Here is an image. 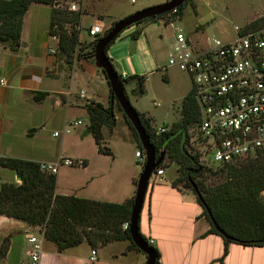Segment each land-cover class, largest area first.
Instances as JSON below:
<instances>
[{
	"label": "crops",
	"instance_id": "obj_1",
	"mask_svg": "<svg viewBox=\"0 0 264 264\" xmlns=\"http://www.w3.org/2000/svg\"><path fill=\"white\" fill-rule=\"evenodd\" d=\"M168 1L144 0L141 8L157 6L156 4H164L163 2ZM52 14L51 6L31 5L23 19L20 47L12 51L7 45H0V78L7 81L6 86H0V159H18L35 163L53 162L65 156L83 159L84 168H62L59 171L56 175V195L99 203L124 204L135 197L142 167L135 157L139 148L133 133L119 114L116 113L117 125L113 132L103 130V147L108 149L111 155L99 153L97 147L91 154L83 150H73L64 154L65 135L59 137L60 139L53 137L55 132H60L56 131L55 124L52 123V120L59 118L58 112H63L65 107V117L68 118L71 113L75 114L79 107L72 104L70 87L68 91H64L65 89L56 88L48 80L58 79V72L63 69L72 73L78 68L90 79L96 80H100L104 74L96 68L93 58L76 59L67 62L68 65L64 66V61L58 54H49L50 49L57 47L49 37ZM104 18L102 15L98 16L89 28L99 22L105 28ZM117 21L119 20L112 19L107 26ZM158 23L159 21L154 24L155 26L144 27L138 42L144 41V38L153 48L156 43L154 34L160 27ZM178 29H181L193 44L202 45L200 41L191 39L183 28ZM174 30L171 37L167 36L170 42L169 50L174 44ZM157 35L159 40L166 38L165 33ZM108 57L111 56L108 54ZM151 67L154 65L152 64ZM154 68L155 72L146 71L147 73L143 75L147 77L145 95L152 78L160 72L158 66ZM161 70L165 71L163 76L165 83L174 81L178 83L179 80L184 82L186 91L182 96L183 103L184 98L191 91L189 79L184 80L175 69L163 67ZM133 87V84L125 87V92L126 88H129L131 93ZM36 93L49 95L36 103L34 100ZM110 93L109 90L104 103L97 101L95 96L87 97L86 92V98L82 100L79 97V99L107 107ZM136 111L149 117L155 127L156 120L153 114L142 113L138 109ZM83 115L85 118L82 117L89 124L87 113ZM180 119L166 125L177 124ZM72 120L81 121L78 118ZM54 143H57V148L54 147ZM171 166L176 165L172 164L169 167ZM169 167L162 177H155L153 182H149L139 220L140 235L148 242H153L152 246L160 255L159 263L264 264V248L230 244L227 255L224 256V240L218 235L208 234L211 226L203 215V208L198 204L192 191L173 186L176 174L168 177ZM18 175L22 178L21 173L0 167V189L4 184H22L23 178L21 182L17 181ZM29 235L40 239L42 237L43 254L40 264L146 263V256L131 249L129 241H114L96 248L84 242L75 248L58 253L55 245L45 242L41 229L33 228L25 221L0 215V264H29L26 255L28 250L26 237ZM93 251L94 257H92Z\"/></svg>",
	"mask_w": 264,
	"mask_h": 264
},
{
	"label": "trees",
	"instance_id": "obj_2",
	"mask_svg": "<svg viewBox=\"0 0 264 264\" xmlns=\"http://www.w3.org/2000/svg\"><path fill=\"white\" fill-rule=\"evenodd\" d=\"M56 1H0V45H7L12 51L17 50L21 45L23 19L30 6L53 7ZM190 2V0H185V4L177 8L168 21L165 17L171 12L155 20L146 19L139 22L137 24L139 29L131 34V39L138 40L143 28L157 21L162 20L168 26L171 22L182 20L185 6ZM82 15V12L66 13L53 10L50 31L55 25H58L61 31L58 48L60 56L68 58L75 54L79 44V32L76 30L67 32L64 28L67 25H80ZM259 21L250 23L245 30L263 29L264 25L260 26ZM116 23L114 22L105 31L104 36ZM121 34L110 46L120 38ZM94 45L95 43L92 44ZM90 55L94 59V49ZM118 78L124 84V88L131 84L134 85L131 94L135 98L145 95L146 76H131L122 79L118 75ZM48 95V93H36L34 100L39 103ZM111 100L110 93L107 107L92 101H87L84 107L89 120L88 128L92 130L91 134L99 153L111 155L110 151L103 147V130L113 132L117 125L116 113L126 121L137 147L142 150L136 132L120 110L118 103L111 102ZM137 114L157 154H165L163 163L158 169H167L172 164L177 166V177L173 186L189 189L196 196L198 204L203 208V215L211 226L208 234L218 235L224 240V256L227 255L230 244L264 248V153L254 159H243L215 170L200 166L186 150L189 128L195 127L199 117L198 107L191 91L183 100L180 122L164 126L168 129L164 134L156 136L153 121L145 114L139 112ZM0 167L21 173L23 178L20 185L4 184L1 186L0 215L25 221L33 228L41 229L45 242L55 245L58 253L75 248L84 242L96 248L114 241H129L131 249L143 254L132 243L129 230L122 229L123 225L130 221L134 199L118 205L59 196L55 193L56 176L41 173L38 163L18 159H0ZM208 179L222 181L213 185L207 184ZM214 224L225 234L224 236ZM141 238L155 250L156 264H160L159 252L143 236Z\"/></svg>",
	"mask_w": 264,
	"mask_h": 264
},
{
	"label": "built area",
	"instance_id": "obj_3",
	"mask_svg": "<svg viewBox=\"0 0 264 264\" xmlns=\"http://www.w3.org/2000/svg\"><path fill=\"white\" fill-rule=\"evenodd\" d=\"M83 2L57 0L52 9L78 13ZM131 2L134 3V0ZM176 23L171 22L170 26ZM72 28L80 31V25H67L64 30L69 32ZM105 31L99 22L88 29V35L96 44L104 37ZM234 31L235 38L230 41L207 39L206 45L197 46L181 29L176 28L174 44L165 67L184 73L190 81L199 117L195 127L189 131L186 148L200 166L209 169L235 164L243 159H254L264 153V28L246 31L245 28L236 27ZM60 34L58 25L50 31V40L57 46L49 50L50 55H56L59 50ZM121 78L127 79V76ZM6 85L7 81L0 78V86ZM79 97L85 99V92L82 91ZM154 107H159V104H154ZM80 126L82 122L75 121L62 132H55L53 137L59 138L65 133L70 135L71 130ZM153 130L156 136L168 131L164 126L153 127ZM135 157L143 169L146 162L144 151L137 150ZM38 164L41 173L53 176L58 175L62 168L85 167L83 159L65 157ZM165 171L156 169L151 178L162 177ZM129 225V222L125 223L122 229L129 230ZM26 238L29 264H40L42 237L29 235ZM149 244L152 246L153 242Z\"/></svg>",
	"mask_w": 264,
	"mask_h": 264
},
{
	"label": "rangeland",
	"instance_id": "obj_4",
	"mask_svg": "<svg viewBox=\"0 0 264 264\" xmlns=\"http://www.w3.org/2000/svg\"><path fill=\"white\" fill-rule=\"evenodd\" d=\"M143 1L144 0H134V3H131V0H84L81 6V12L85 13V15L81 17V28L78 39L79 44L77 45L75 54L67 58L66 56H60L59 50L56 53L63 59L64 66L68 65L67 62L70 63L76 59L91 58L90 54L92 53V49L95 48V45L92 46L93 38L89 37L88 29L98 16L102 15L105 17L104 23L106 27L104 29L107 30L111 27L107 26V24L112 19L120 21V19H125L129 15L143 10L144 8H141ZM152 1L159 2L161 0ZM190 1V4L185 6L182 21H177L175 26L172 27L183 28L184 31L190 35L191 39L200 41L202 45H206L205 42L207 39L219 40L221 42L230 41L235 38L234 30L236 27L243 29L249 25L250 22L256 20H261L259 21L260 26L264 25V0ZM168 18H171V16L167 15L165 17L167 21ZM154 24L156 23L150 25L155 26ZM158 24L160 27L154 34L156 43L153 48L147 44L144 38L142 42L140 40V42H138V40L134 41L131 39V34L136 32L139 27L134 25L126 29L121 34L120 39L110 46L108 50L109 53L107 52V55L109 54L111 56L112 66L119 76H143L147 73L146 71L155 72L156 70L154 67H159L160 72L152 78L151 83L147 86L148 92L144 97L135 98L131 95L129 88H126V94L132 107L135 110L138 109V111L142 113L149 112L153 114L156 120V124L154 125L157 128L167 126L166 124H172L180 119L182 96L186 91L185 84L182 80H179L178 83L174 81L169 84L163 81L165 71L161 69L167 66V56L170 51V42L167 38L172 36L174 29L171 28L170 25L167 26L162 23V20L161 22L159 21ZM71 30L74 29L72 28ZM175 30L174 34L176 32ZM159 33H165L166 38L159 40L157 35ZM196 33L199 34L197 35ZM152 64L154 67H151ZM58 73V79L53 78L48 81L56 88L65 89L64 91H68V87H70L72 104L79 108H77L78 110L75 114L71 113L67 118L65 117L66 113L64 107L63 112H58L59 118L57 120H52V123L55 124L56 131L62 132L64 128H69V126L76 121L72 119L78 118L82 122V126L71 130L70 135H66L65 133L60 136L61 138L65 135V137L68 138H65L63 153L68 154L73 150H83L91 154L97 146H95L96 144L92 134L84 136L89 125L88 121L84 119L85 115H83V113L86 114L84 107L87 102L82 101L84 99L80 100L79 95L81 90H83L87 93V97L95 96L97 101L104 103L110 90L108 82L104 76H102L100 80L90 79L86 73H83L78 68L77 70H73L72 73L67 69H63ZM101 73L103 72L101 71ZM179 74L184 80L188 81V77L184 73L179 72ZM70 77L72 78L71 80ZM154 103L159 104V107H154ZM47 105L49 104L47 103ZM193 128L194 127H190L189 131H192ZM56 146L57 143H54V147ZM65 158L67 157L65 156ZM217 168L218 167H213L214 170ZM177 171V166H171L168 169L167 176H174L176 174L177 177ZM154 180L155 177H153L150 182ZM221 181L217 179H208L207 184L214 185Z\"/></svg>",
	"mask_w": 264,
	"mask_h": 264
},
{
	"label": "water",
	"instance_id": "obj_5",
	"mask_svg": "<svg viewBox=\"0 0 264 264\" xmlns=\"http://www.w3.org/2000/svg\"><path fill=\"white\" fill-rule=\"evenodd\" d=\"M184 4L185 0H169L164 4L152 6L138 11L126 17L125 19L118 21L104 37L98 40L94 48V64L96 68L100 69L103 72L108 82L112 97L111 102L116 101L118 103L120 110L124 113L125 118L136 132V135L146 157L145 165L142 169V173L137 183L129 221V234L131 237V241L136 246V248L146 256L145 264H156V253L155 250L150 248L140 236V214L143 209L150 179L154 171L158 169L159 166L163 163L165 154H157L149 136L147 135L141 124L136 110L132 107L126 96L124 84L119 81L118 75L116 74L112 66L106 50L110 46V44L114 40H116V38L126 29L137 25L139 22H142L146 19L155 20L159 16L169 14L170 12L175 11L177 8L183 6ZM91 131V128H88L84 136H86L87 134H91ZM21 179V176L18 175L17 181L21 182ZM208 215L211 218L209 212ZM214 226L223 236L225 235L221 230L218 229L215 224Z\"/></svg>",
	"mask_w": 264,
	"mask_h": 264
}]
</instances>
